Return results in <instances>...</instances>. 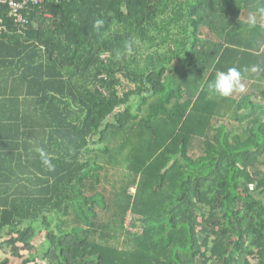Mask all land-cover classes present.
<instances>
[{"label": "trees", "instance_id": "obj_1", "mask_svg": "<svg viewBox=\"0 0 264 264\" xmlns=\"http://www.w3.org/2000/svg\"><path fill=\"white\" fill-rule=\"evenodd\" d=\"M256 2L40 0L21 29L0 2V264H264Z\"/></svg>", "mask_w": 264, "mask_h": 264}, {"label": "rangeland", "instance_id": "obj_2", "mask_svg": "<svg viewBox=\"0 0 264 264\" xmlns=\"http://www.w3.org/2000/svg\"><path fill=\"white\" fill-rule=\"evenodd\" d=\"M220 27H225V24L224 25H222V26H220ZM211 28H210V26L208 25V28H207V30H206V32L202 35V39H203V41L208 45V49H211L212 47H211V44L213 45L214 43H215V40L216 39H218L217 38V34H218V32H213V31H211L210 30ZM233 97H236V95L233 93ZM237 98V97H236ZM198 154V153H197ZM259 170H262L263 168L261 167V166H259V168H258ZM252 170V169H251ZM255 186H256V184L255 183H253V184H251V189L253 190L254 188H255ZM105 188H107V187H105ZM108 189V188H107ZM108 190H110V189H108ZM131 191H132V193H135V191H136V188L135 187H131ZM91 191H88V193H90ZM255 194L256 195H258L259 194V190H256L255 189ZM97 209V213H98V218H97V222L99 223V222H104L105 221V219H106V217H105V215H104V211L103 210H101L100 208H96ZM132 218H133V220H132ZM134 219H135V217H134V215L131 213V211H129L128 212V214H127V216H126V218H125V221H124V224H125V227L126 228H128V229H131V230H133V231H141V226H140V224L137 222L136 223V226H132L131 225V222H133V223H135V221H134ZM201 219V218H200ZM44 232H41V233H39L34 239H33V244L34 245H38V244H40V243H44L45 242V238H44ZM200 237H201V235H200ZM202 239V238H201ZM21 246V245H20ZM6 249H7V251H5V252H3V248L2 249H0V259H2L4 256H6V255H8V257L10 256V251H8V249L10 250V247H6ZM21 252H23V253H27V249L26 250H21ZM247 259H248V264H257V261H255V259L253 258V256H247ZM36 260H37V262L35 263L34 261H32V262H30L29 264H46V261L42 258V256L40 255V256H38L37 258H36ZM35 260V261H36ZM16 261L17 260H15L14 259V261H13V264H16Z\"/></svg>", "mask_w": 264, "mask_h": 264}, {"label": "clouds", "instance_id": "obj_3", "mask_svg": "<svg viewBox=\"0 0 264 264\" xmlns=\"http://www.w3.org/2000/svg\"><path fill=\"white\" fill-rule=\"evenodd\" d=\"M261 13L264 14V9L261 10ZM248 22L250 25H254L256 23L255 15L249 17ZM246 71L248 69L243 70V72ZM251 71L255 72L257 69L253 67ZM243 72L236 67H231L227 71H218L214 82L209 84V88L222 97H229L234 92L242 93L246 90L245 84L243 83ZM41 156L43 162L51 167V163L45 157V154L41 153Z\"/></svg>", "mask_w": 264, "mask_h": 264}, {"label": "built area", "instance_id": "obj_4", "mask_svg": "<svg viewBox=\"0 0 264 264\" xmlns=\"http://www.w3.org/2000/svg\"><path fill=\"white\" fill-rule=\"evenodd\" d=\"M40 0H22L18 2L16 0H1L3 4L8 6V16L14 19L16 24H19V27H23L24 23L27 21L23 11L28 9L30 5L38 3ZM1 14V8H0ZM11 28L0 18V35H5L9 33Z\"/></svg>", "mask_w": 264, "mask_h": 264}, {"label": "crops", "instance_id": "obj_5", "mask_svg": "<svg viewBox=\"0 0 264 264\" xmlns=\"http://www.w3.org/2000/svg\"><path fill=\"white\" fill-rule=\"evenodd\" d=\"M257 3V2H256ZM262 2H261V0H259V3H257V4H261ZM253 5V4H252ZM262 7H260V8H257L256 6L257 5H255V7L256 8H254L253 10L255 11V17H256V22H259V23H262V24H264V18H262L261 17V13L260 12H257V11H260V9H264V4L262 3ZM258 9V10H257ZM242 20L245 22V23H247L248 21H249V19H243L242 18Z\"/></svg>", "mask_w": 264, "mask_h": 264}]
</instances>
